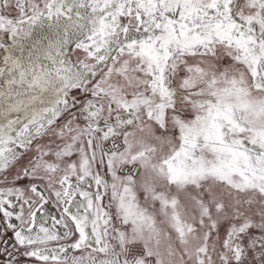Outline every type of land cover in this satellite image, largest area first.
Here are the masks:
<instances>
[{"label":"snow or ice","instance_id":"snow-or-ice-1","mask_svg":"<svg viewBox=\"0 0 264 264\" xmlns=\"http://www.w3.org/2000/svg\"><path fill=\"white\" fill-rule=\"evenodd\" d=\"M0 264H264V0H0Z\"/></svg>","mask_w":264,"mask_h":264}]
</instances>
